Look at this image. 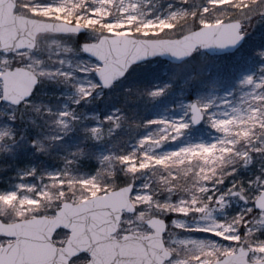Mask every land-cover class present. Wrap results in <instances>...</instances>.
I'll use <instances>...</instances> for the list:
<instances>
[{"label": "snow or ice", "instance_id": "1", "mask_svg": "<svg viewBox=\"0 0 264 264\" xmlns=\"http://www.w3.org/2000/svg\"><path fill=\"white\" fill-rule=\"evenodd\" d=\"M5 2L6 0H0V4ZM148 2L150 0H144V3ZM261 2L262 0H250L248 4H244L242 0H236L233 5V0H198L195 7L182 6L174 10L170 7L166 14L154 15L150 11L146 13L142 10L141 0H127L126 4L124 0H120L119 6L117 0H96L95 7L89 6L88 0H52L47 3L39 0H11L14 5L13 11L20 15L22 20L15 30L9 29L4 32L3 26H0V102L17 110L28 109L34 102L37 85L43 83L46 77L59 76L68 82L77 81L74 84L76 98L73 104L79 106L82 102L91 103L94 94L102 96L104 89L111 88L133 65L148 57L171 56L175 60L183 61L212 45L221 48L231 46L235 49L240 46L246 35L242 20L231 16L222 17V11L230 6L247 9ZM184 3L190 5L192 0H184ZM85 8L87 12L83 11ZM114 8L118 12L116 16L113 15ZM260 13L264 15V8ZM89 29L106 33L102 39L86 41L81 46V51L92 58L94 67L81 63L75 70L48 69L42 60L29 62L32 60V52L37 51L40 33L56 31L76 34ZM225 29L230 30L229 38L221 36ZM104 43L109 45L111 59L100 50L99 46ZM59 63L65 62L60 60ZM109 68H114L111 75L106 74ZM76 72L90 74L92 79L78 78ZM23 80H27V86L21 88L20 82ZM252 81V76H246L241 83ZM170 87L171 84L168 83L143 88L139 89V94L155 99L164 95ZM259 99L264 102V96ZM221 103L228 102L222 100ZM214 106L215 99L203 100L197 96L184 106L183 115L172 119L147 120L144 124L139 121L129 123L128 116L117 108L103 119L94 117V124L85 122L82 131L86 140L102 141L106 129L107 134L113 136L122 128L158 125L155 132L139 138L138 149L117 155L116 159L126 165L132 173L156 166L171 168L191 160L204 161L199 171L194 174V183L178 185L174 180L169 181L170 190L180 187L187 193V199L181 198L175 203L157 202L156 206L166 212L185 216L200 214L202 218L208 219L211 215L210 209L213 206L223 208L228 203V196H238L248 203V197L242 190H235V184L223 191L216 187L223 185L225 181L223 175L218 177L217 169L225 162V155L235 152L234 147L226 145H234L241 138L254 136V129L257 126L264 129V103L260 108H252L246 119L224 111H213ZM42 107L47 116L55 117L63 133L50 139L62 142L65 135L81 126L76 108H69L66 104L62 106L63 110L53 109L51 105L42 104ZM37 111H40V108H37ZM22 114L21 112V116ZM19 119L16 111L8 114L10 123L8 127L0 129V139L15 136L13 129ZM201 121L210 123L222 133L234 134L237 139L229 141L222 137L216 144H186L174 151L164 153L142 151V157L137 156L139 148L151 145L155 149L170 140H176L184 134V130L189 128L190 124H198ZM30 144L32 146L39 144L42 147L38 139H31ZM256 151L264 149L258 148ZM217 152L220 155H217ZM236 155L245 158L249 154ZM214 161L216 163H213ZM189 171H192L191 167L185 169V174ZM237 171L236 168H232L228 175ZM46 175L48 184L41 190L34 184L21 183L13 190L0 191V207L19 212V215L12 218L0 216V264H264V240L250 241L242 236L240 228L233 226L247 225L244 214H238L232 223L214 220L211 223L197 225V230L214 234V237L209 239L183 238L174 242L169 241L164 235L167 227L165 221L160 216L153 218L143 212L138 219L146 223L144 231H140L139 226L133 227V221L125 220L123 213H120L119 227L114 232L104 231L107 222L98 223L93 217L96 209L88 207L89 204L95 205L92 193L81 194L78 199L76 192L78 185L82 192H86L87 187L96 182L95 176L75 177L68 172L60 171H50ZM143 187L147 189L150 186L145 184ZM123 190L128 191L130 196L139 197V202L147 205L154 203L150 193L142 195L134 192L133 183L125 185ZM22 192H35L36 195H22ZM257 192L258 198L253 199L252 206L248 207L246 212L250 213L253 207L258 206L261 210L259 214L264 216V183L259 185ZM41 208L45 209L44 213L39 211ZM75 208H81L83 212L77 213L70 225L61 224L51 232L50 237H46L55 247L53 259L40 260L23 254L26 237L20 226L32 219V216L26 213L31 212L33 216L48 214L56 216ZM132 211L136 209L133 208ZM110 215L113 222H116L114 214ZM81 217L85 225V234L88 235V241L83 246L78 236L72 239L75 236L76 222ZM174 223L178 228L186 227L182 221ZM258 223H264V220ZM252 231L251 228H247L248 233ZM93 232L97 233L99 238L93 236ZM130 241L137 245L136 255H127L125 246ZM108 244H111L114 250V255L110 258L101 253V249Z\"/></svg>", "mask_w": 264, "mask_h": 264}, {"label": "rangeland", "instance_id": "2", "mask_svg": "<svg viewBox=\"0 0 264 264\" xmlns=\"http://www.w3.org/2000/svg\"><path fill=\"white\" fill-rule=\"evenodd\" d=\"M242 2L248 4L250 0H242ZM124 3L126 4L127 0H124ZM235 3L236 0H233V5ZM141 4L145 5L146 3L141 0ZM117 5H120V0H117ZM262 8H264V0L261 4H253L252 7L247 9L235 6L227 8L234 11L236 16L233 18L242 20L244 31L247 34L243 46L234 53L210 56L205 51L200 50L181 64H174L168 60L157 58L135 65L123 79L117 81L110 89H104L102 96L94 94L91 103L82 102L79 106L73 104V100L76 98L74 84L77 81L68 82L59 76L46 77L45 81L39 84V88L34 95V102L28 109L17 110L0 102V129L9 126L8 114L10 112L16 111L18 117H20L13 129L15 136L0 139V160L6 158L4 153L10 150L13 151L14 156L31 150L34 151L32 153H36V156L43 157L41 161L39 160L25 169L17 171L16 176L8 178L5 187L0 185V191L13 190L21 183L34 184L38 190H41L45 184H48L46 173L50 171L68 172L75 177L93 176L87 173L85 175L81 174L80 169L75 168L76 166H69L73 163L78 165L82 157L87 155L92 156L98 162L100 171L112 172L117 168L125 170L126 175H130L135 181H138V184H135L134 192L142 195L151 194L154 200L151 205L139 202V197L132 195V200L137 205V212L124 215V219L133 221L132 226H139L140 231H144L147 227L145 222L138 219L141 212L148 216L161 213L168 220L165 236L169 241L174 242L183 238L209 239L213 238L214 234L197 230V225L211 223L214 220L232 223L237 219L238 214H244V219L248 222L247 225L233 224V226L240 228L242 236L250 241L264 240V223H258V221L264 220V216H261L260 211L255 207H253L252 212H246V209L252 206L253 199L258 195L259 185L264 183V151H256L258 148L264 149V129L257 126L254 129L253 140L246 142V144L244 141L247 138H241L234 145H226V147H234L235 152L225 155V162L220 164L217 169L218 177L223 175L225 181L223 185H217L216 187L223 191L235 184V190H242L248 197V203L238 196H228V203L223 208L213 206L210 209L211 215L208 219L202 218L200 214L185 216L166 212L156 206L157 202L170 201L175 203L181 198L187 199V193L179 192L180 187L174 189L176 192L170 190L169 181L174 180L178 185L194 183V174L199 171V167L204 164V161L191 160L183 165H176L171 168L156 166L132 173L126 165L116 159L117 155L127 154L134 149H138L139 138L155 132L159 127L158 125L152 124L134 129H125L123 132L130 131L132 136H135L131 146L130 144L126 145L120 139L122 137L120 131L114 133L113 136H109L106 129L102 141H85V134L82 131V125L85 122L94 124V117L98 116L99 119H103L105 115L111 114L114 109L120 108L127 115L129 111L125 107L119 106V103L123 102L121 98H128L129 102L133 101L131 104L135 108H142V112L143 109L148 110V116H150L148 120L179 117L183 115L184 106L188 101L196 99L197 96L203 100L215 99L216 106L212 109L213 111H224L238 118L246 119L252 108H260L264 103L259 99V97L264 96V15L260 13ZM114 11L115 16L118 15L116 8ZM143 11L147 13L150 10ZM99 36L100 34L96 30L89 31V35L86 36L82 34H41L38 38L37 51L32 52V60L29 62L42 60L48 69L75 70L81 63L94 67L92 58L81 51L80 43L83 41V37L84 39H97ZM193 59H196L195 62H192ZM60 60L65 63L60 64ZM76 76L84 80L92 79V76L87 73L76 72ZM246 76H252L253 81L251 83H241ZM168 83L171 84V87L158 98L153 99L147 95L142 96L139 94V89L163 86ZM129 89L131 91L135 90V92L132 94L131 91H128ZM45 97L49 100L44 101ZM129 97L134 98V100L129 99ZM222 100H226L228 103L223 104L221 103ZM42 104L51 105L53 109L60 110H63L62 106L65 104L69 108H76L80 116L81 126L65 135L62 142L50 139V137L62 135L63 133L61 132V126L57 125L55 117L46 115ZM91 104L95 105L94 110L89 109ZM97 104H100L102 109ZM37 108H40V111H37ZM21 112L23 113L22 116ZM128 120L131 124L135 123L132 118H128ZM77 135L81 136L76 138ZM222 137H226L229 141L237 139L236 135L222 133L206 121L199 127L190 124L189 128L184 130V134L176 140H170L155 149L151 145H145L143 148H139L137 156L142 157V151H154L155 153L174 151L186 144H216ZM31 139H38L42 147L39 144L32 146L30 144ZM139 151L141 152L139 153ZM236 153H248L249 155L243 161L241 156L236 155ZM217 155H220V153L217 152ZM254 155H257L256 158L260 159L258 160L260 165L257 166V170H261L259 174L250 172L252 171L250 165L255 163V159L252 158ZM104 157H110V159L105 160ZM62 158L65 160L63 165L50 166L49 163H55L56 160L59 162ZM187 167H191L192 171L185 174ZM232 168H236L238 171L228 175ZM33 169H35V172H33ZM152 171L155 174L158 172L157 191L161 192H156V194L149 180ZM29 173L31 174L29 175ZM243 173H247L248 178L245 180ZM107 179L113 180L111 176H96V182L88 186L86 192H82L78 185L76 187L77 198L80 199L81 194L87 195L88 192L94 196L118 187L106 186L108 184ZM145 184L150 187L145 189L143 187ZM162 192L167 193L163 195ZM26 194L36 195L35 192H22V195ZM26 214L33 216L31 212ZM17 215H19L17 210L0 207V216L12 218ZM174 221H182L186 227L184 229L178 228ZM247 228H251L253 231L248 233Z\"/></svg>", "mask_w": 264, "mask_h": 264}, {"label": "water", "instance_id": "3", "mask_svg": "<svg viewBox=\"0 0 264 264\" xmlns=\"http://www.w3.org/2000/svg\"><path fill=\"white\" fill-rule=\"evenodd\" d=\"M13 7L14 5L11 3V0H6L5 3L0 4V26H3L4 32L9 31V29L15 30L16 27L21 23L22 17L13 11ZM85 31L86 30H82L80 33L85 32ZM49 32L68 34L65 32H56V31H49ZM43 33H47V32H42L40 34H43ZM76 34H79V33H76ZM103 35L105 34H102L96 40L102 39ZM221 36L222 38H229L230 30L229 29L223 30L221 32ZM245 38H246V35H245ZM244 40L241 42L240 46L243 44ZM85 42L86 41H84L82 45ZM99 47L102 52H104L106 55H109V45L107 43L101 44ZM239 47L233 49L231 46H227L226 48H221L218 45H212L208 47L207 49H203V50L207 51L209 54H212V55H221L227 52H234ZM157 57L159 56L148 57L142 62L152 60ZM160 57L163 59H168L169 61L174 62V63H182L183 61L188 59L186 58L183 61H178V60H175L171 56H160ZM109 58L111 59L110 55H109ZM142 62H137V64L142 63ZM113 71H114V68H109L106 71V74L111 75ZM26 86H27V80H23L20 82L21 88L26 87ZM201 123L202 121L195 125L198 126ZM129 184H132V183H128L125 185H129ZM125 185L109 190L103 194H97V195L92 196V198L95 200V205L89 204L88 207L96 209V211L93 212V217L97 220L98 223L107 222V227L103 229L104 231L114 232L115 229L119 227L118 221L120 219V213H124V211L130 212V213L135 212V211H132V209L133 208L136 209V206L134 202L132 201L131 196L129 195V192L123 190ZM133 189H134V183H133ZM256 198H258V196ZM81 202L87 203V201H81ZM256 208H258V206ZM80 212H83V209L75 208V209L66 210L65 213L58 214L54 217L42 215V216L33 217L31 220L26 221L22 226H20V230L23 232L24 236L26 237L25 246L22 249L23 254L26 255L27 257L37 258L40 260L53 259V253L55 252V247L53 243L49 242V240L46 239V237H50L51 232L57 226L61 224L70 225V222L75 220L77 213H80ZM110 214H114L116 222H113L112 215ZM155 217L157 216H154L153 218ZM92 234L93 236L99 238L97 236V233L93 232ZM77 236L79 237V241L83 242L82 246L87 243L88 235L85 234V225L83 223V217H81L80 220L76 222L75 236H73L72 239H75ZM36 241H40V242H36ZM125 247L127 248V255H136L138 253V248L134 241H130L129 244L126 245ZM101 253L103 256L110 258L112 255H114V250H113L112 245L111 244L105 245L101 249Z\"/></svg>", "mask_w": 264, "mask_h": 264}, {"label": "trees", "instance_id": "4", "mask_svg": "<svg viewBox=\"0 0 264 264\" xmlns=\"http://www.w3.org/2000/svg\"><path fill=\"white\" fill-rule=\"evenodd\" d=\"M39 2H52V0H39ZM89 2V6L91 7H95L96 6V0H88ZM198 0H192V3L190 5H186L184 3V0H150V2L146 3L145 5H142V10H150L152 14L157 15L158 13L160 15L166 14V12L169 10V8L171 7V9H175L177 7H195L197 6ZM115 9V8H114ZM113 9V15L115 16V11ZM231 9V8H230ZM230 9H226L222 11V17H234L236 16L234 11L230 10ZM83 11L87 12V9L85 8ZM89 31H91L90 29L87 30L85 33H82V35H89ZM98 34H104L102 33L100 30H96ZM83 40H88V39H84ZM39 88V87H38ZM135 92L131 91V93L133 94ZM123 100V102L119 103V106L125 107L127 109V111H129V113H127L128 118H132L135 122L139 121L141 124H144L145 121L148 120V110H144L142 112V108H135L133 104H131L133 101L129 102L127 99L125 98H121ZM120 99V100H121ZM48 98H44V101H48ZM131 100H134V98H132ZM119 102V100H118ZM143 102H147V101H143ZM129 103V105H128ZM98 105V104H97ZM94 104H91V106L89 107L90 110H94ZM100 109H102V106L99 104L98 105ZM129 106L131 107L129 109ZM93 108V109H92ZM124 108V109H125ZM151 112V111H150ZM78 127H76L77 129ZM136 127H133L132 129H134ZM121 132L122 137L120 138L126 145L132 144V142L134 141L133 139L135 138V136H132V134L129 132H123L125 131L124 128L119 130ZM81 135H77L76 138H78ZM85 141H88L86 139H84ZM252 141L253 138H247L244 143L246 144V142ZM91 141V140H90ZM133 145V144H132ZM247 146V145H246ZM130 148V147H129ZM34 151L28 150V151H24L23 153L17 154L16 156H14V153L12 150L10 151H5V155L6 158L0 160V185L2 187H5V185L7 184L8 178L16 176L17 175V171L21 170V169H25L28 166L35 164L37 161H41L43 159L42 156H36V153H32ZM257 155L252 156L253 159H255V163H252L250 165V168L252 171H250L252 174L256 173L259 174L261 172V170H257V166L260 165L258 163V157L256 158ZM243 161H245V158H242ZM64 159H60V161L58 162L57 160L55 161V163H49L50 166H56L59 165H63L64 163ZM262 161V160H261ZM77 163H73L70 164L69 166L75 167L77 169H80V173L81 174H89V175H93V176H98V177H104V176H111L113 178L112 179H107L106 182L108 184H106V186L108 187H116L119 186L121 184H125L128 182H135V184H138V181H135L134 178H132L130 175H126L125 170H123L122 168H117L114 171H110V172H106L104 170L100 171V167L98 162H96L94 160V158L92 156H87L84 155L81 159V162L76 165ZM263 164V163H262ZM225 170V169H223ZM250 170V169H249ZM161 172L160 170H156ZM157 174L158 172L155 174L154 171H152L150 173V183H151V187L154 190L155 194L156 192H161V191H157L158 190V185H157ZM244 176V180L246 178H248L246 175L247 173H243ZM243 180V181H244ZM7 187V186H6ZM174 192H176V190H172ZM182 191L181 188L179 190V192ZM102 192V191H101ZM163 195L166 194L167 192H162ZM41 213L45 212V209H41L40 210ZM158 214V213H155ZM159 215H162L161 213Z\"/></svg>", "mask_w": 264, "mask_h": 264}, {"label": "flooded vegetation", "instance_id": "5", "mask_svg": "<svg viewBox=\"0 0 264 264\" xmlns=\"http://www.w3.org/2000/svg\"><path fill=\"white\" fill-rule=\"evenodd\" d=\"M51 216V215H50ZM33 217V216H32Z\"/></svg>", "mask_w": 264, "mask_h": 264}]
</instances>
